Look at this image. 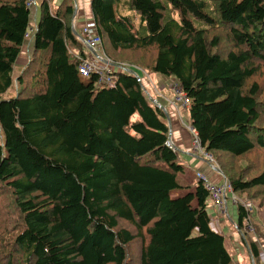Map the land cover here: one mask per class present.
<instances>
[{"label": "trees", "instance_id": "1", "mask_svg": "<svg viewBox=\"0 0 264 264\" xmlns=\"http://www.w3.org/2000/svg\"><path fill=\"white\" fill-rule=\"evenodd\" d=\"M52 1L16 67L28 0H0V264H236L209 191L198 176L191 190L168 144L167 114L125 63L176 79L261 264L243 228L264 240L245 204L264 203V0H90L116 64L101 84L78 72L74 0Z\"/></svg>", "mask_w": 264, "mask_h": 264}, {"label": "crops", "instance_id": "2", "mask_svg": "<svg viewBox=\"0 0 264 264\" xmlns=\"http://www.w3.org/2000/svg\"><path fill=\"white\" fill-rule=\"evenodd\" d=\"M60 1L61 0H59V2L57 4H55V6H57L60 3ZM41 2H42V0H40L39 2H37V0H34V2H32L31 5H29L30 18L33 17V19L35 21L34 22L35 26L32 28L33 33H34V30L36 27V23L38 21L39 7H40ZM73 4H74V10L75 11H74L72 27L76 31L77 38L79 39L78 35L80 34L82 27L85 25L94 27V22H93L91 10H90V0H74ZM33 5H34V8H33L34 13L31 12ZM33 33H31V35L29 36L28 32H27L26 39L29 37V39L31 41L30 40L26 41V39H25L24 45L22 46V50L20 52L19 60H21V62H23V64L26 62L27 57L31 53ZM99 55H101L100 51H99ZM102 56L104 57V55H102ZM85 58L87 60H93L94 56L92 55V56L88 57L86 52H85ZM164 77H167V76H164ZM169 78H171V79L173 78L174 81H176V79L174 77H169ZM144 80H145V83L147 86L149 84V81L146 79H144ZM160 92H161V96H160L161 101L158 100L159 97L154 99V97L157 96V95H155L156 92L155 93L149 92V93L152 96V99L156 105L165 107L164 111L169 118L168 120L170 122V127H171L170 140L176 146L179 153L182 152V154L186 155V156L181 157V154H179V158H180L181 163L185 167L184 178L193 186L191 190L192 191L195 190L196 183L198 182L197 172H199V171H201L210 180L211 183H213V184L223 183V181H224V177H223L224 175H222L223 173L221 174L219 171L216 170V168L213 165L211 166L209 159L202 157V156H198L196 154H192L190 152L193 148V142H194L195 137H194L193 132H190L188 129H186L183 126V122L181 121V118H182L181 113H183L185 111L186 107H185L184 102L181 103L179 97L184 96V94L178 95L177 91L175 92V90H173V91L172 90L162 91L161 88H160ZM173 97H174V99H173ZM179 106H182V108L180 109ZM189 125H190V123H189ZM190 127L192 129L191 125H190ZM193 162H195V163H193ZM183 193H185V191L179 192L178 195L183 194ZM232 197H233V194H232ZM224 203H225L224 211H221L219 208V205L217 204V202H215L211 198V195L209 192L208 211H209V205H211V208L213 210V216H212V214H210V211H209L210 218H211V225H212L213 229H215L214 228V226H215L216 231H218L222 234H224V232H223L224 226H223V223H220L218 221V219L216 218V215H221L224 212H227V209L229 208L227 196L224 198ZM238 223H239V216H238ZM246 226H247V224H245L244 228H246ZM237 228L240 230V228L238 227V224H237ZM255 235H257V236H254V240L259 245L260 257L264 256V254H263L264 246L262 248L260 243H259L260 236L258 235L257 231H256ZM251 259H252V257H251Z\"/></svg>", "mask_w": 264, "mask_h": 264}, {"label": "rangeland", "instance_id": "3", "mask_svg": "<svg viewBox=\"0 0 264 264\" xmlns=\"http://www.w3.org/2000/svg\"><path fill=\"white\" fill-rule=\"evenodd\" d=\"M40 0H37V2H39ZM59 2V0H53L52 1V5L55 6V4H57ZM34 5L31 9V12L34 13L33 11ZM34 19L33 17L30 18L29 20V27H28V35L30 36L31 33H33L32 28L35 26L34 24ZM29 37L26 39V41H29ZM31 41V40H30ZM28 43V42H27ZM84 50L87 54L88 57L90 56H94L95 58L97 57L93 52H91L87 47H84ZM100 51V53L102 55H104V57L109 58L108 56H106L103 51L102 48L100 47L98 49ZM110 59V58H109ZM111 64H115L111 59H110ZM23 62H21V60H17L16 61V67L23 65ZM116 65V64H115ZM119 66H132L130 64H120ZM134 69L138 70L141 74V77L143 79H146L149 81V84L147 85L146 89L148 90V92L150 93H155L154 99L158 98L159 101L160 100V96H161V92H160V88L162 91H169V90H175V92L177 91L178 95H182V93L179 90V86L178 83L176 81H174V79L162 76L161 74H152L149 73L145 70H143L142 68H136L134 67ZM15 73L17 74V71H15ZM140 77V78H141ZM149 93V94H150ZM174 99V97H173ZM180 101L181 103L184 102L185 104V99L183 97H180ZM181 105V104H180ZM184 107V106H183ZM179 108L181 109L182 106H179ZM186 110V109H185ZM181 121L183 122V126L188 129L190 132H192L191 127L188 123V116H189V112L188 110L184 111L183 113H181ZM195 139V138H194ZM194 153L198 156H202L205 157V154L201 151H194ZM179 154H181L182 156H186L185 154H182V152H180ZM180 159V158H179ZM186 162V161H185ZM195 163V162H193ZM211 166L214 165V167H216L218 164L215 161H210ZM218 167V166H217ZM223 175V174H222ZM225 179V178H224ZM232 194L233 191L231 192ZM229 193L227 195L228 197V206L229 208L227 209V212H224L221 215H216V218L218 219V221L220 223H223L224 226V236H225V243L226 246L228 248V250L230 251V253L232 254L234 261L236 264H253L252 263V259H251V255L248 249V246L245 242V239L243 238V234L242 232H240V230L237 228V224H238V205L236 204V202H234L232 194ZM236 196V195H235ZM209 211L210 214H212L213 216V210L211 208V205H209ZM251 218L254 224L258 225L261 229H264V203L262 205H260V201L259 200H255L253 202V209H252V213H251ZM247 224V222H245ZM215 230L216 227L214 226ZM255 229V228H254ZM244 231H247L251 236H257L256 231L252 230L251 227H248V229L246 230L244 228ZM259 243L261 245V247L263 248L264 246V240H262L261 238L259 239ZM264 254V252H263ZM261 263L264 264V256H261Z\"/></svg>", "mask_w": 264, "mask_h": 264}, {"label": "built area", "instance_id": "4", "mask_svg": "<svg viewBox=\"0 0 264 264\" xmlns=\"http://www.w3.org/2000/svg\"><path fill=\"white\" fill-rule=\"evenodd\" d=\"M34 0H28V6L32 4ZM79 40L86 46L94 50L98 56L93 60H87L86 58L81 59V63L78 65V72L82 77H88L92 72L98 74V83H108L113 80V77L110 74V71L113 65L110 62L109 58L103 57L102 54L99 55V48L101 47V38L96 32L94 27L85 25L82 27L80 34L78 35ZM122 70L128 71L133 70L136 72L134 67L132 66H119ZM129 72V71H128ZM180 90V87H179ZM180 99V97H179ZM168 144L170 146H174L173 142L169 140ZM194 151H201L205 154L206 158L210 161H214L211 154L205 151V149L201 146L200 141L197 137H195L193 142V148L190 151L192 154H195ZM214 166V165H213ZM198 178L203 181L204 187L210 192L211 198L217 202L221 211H224V198L228 193L232 192V186L229 181L225 178L223 183L221 184H213L210 180L202 173L198 172ZM234 202L237 201V197L233 194ZM248 209H253V204L248 202L245 203ZM248 227H251L252 230L254 228L252 225L247 224L246 230Z\"/></svg>", "mask_w": 264, "mask_h": 264}, {"label": "water", "instance_id": "5", "mask_svg": "<svg viewBox=\"0 0 264 264\" xmlns=\"http://www.w3.org/2000/svg\"><path fill=\"white\" fill-rule=\"evenodd\" d=\"M74 32L76 33V31L74 30ZM91 52H93L96 56H98V54L94 51V50H92L91 48H89V47H87ZM130 73H132V74H134V75H136V76H138V74L137 73H135V71H133V70H128ZM157 106H159V105H157ZM159 107H161L163 110H165V107L164 106H159ZM216 168V170L217 171H219L221 174L223 173L222 172V170L219 168V167H215Z\"/></svg>", "mask_w": 264, "mask_h": 264}]
</instances>
